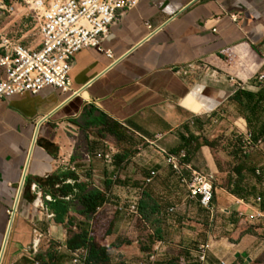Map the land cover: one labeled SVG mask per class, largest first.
<instances>
[{
    "label": "crops",
    "instance_id": "0c3cea01",
    "mask_svg": "<svg viewBox=\"0 0 264 264\" xmlns=\"http://www.w3.org/2000/svg\"><path fill=\"white\" fill-rule=\"evenodd\" d=\"M30 19L21 0H0V36L33 45ZM192 64L206 70L185 75ZM263 67L264 0H142L101 49L75 53L68 91L0 100V264H72L67 242L82 228L106 248L107 264H198L201 244L206 264H264V144L242 149L248 133L264 141ZM109 149L113 167L85 163ZM158 149L186 152L187 179L214 176L215 213L189 198ZM151 171L138 218L79 212L75 184L92 188L96 178L117 204L121 187H139ZM66 185L74 193L52 194ZM40 194L71 204L63 223L54 201L37 209ZM35 229L45 239L33 258Z\"/></svg>",
    "mask_w": 264,
    "mask_h": 264
},
{
    "label": "built area",
    "instance_id": "2783aa9c",
    "mask_svg": "<svg viewBox=\"0 0 264 264\" xmlns=\"http://www.w3.org/2000/svg\"><path fill=\"white\" fill-rule=\"evenodd\" d=\"M142 0H21L28 15L37 23L39 41L36 45H24L8 36H0V67L5 70V79L0 81V100H6L16 95H36L45 88L53 87L64 92L71 87L70 72L76 52L89 47L101 49V44L108 38L112 26L128 11L136 8ZM237 21V16H232ZM110 54V51H108ZM195 64L189 65L184 71L188 74L195 70ZM257 80L264 82V67L256 73ZM236 84L244 88L243 82ZM263 140L255 141L252 133L243 136L242 149L261 147ZM159 154L172 166L180 176V182L187 191L189 198L197 200L199 205L213 214L216 212L213 204L215 178L211 174L199 171L191 172L190 178H185L181 171L182 160L186 152L181 150L178 155L158 149ZM94 160L101 161L107 167L115 164L114 149L86 154L84 161L91 164ZM261 170H258V174ZM156 172L151 171L139 187H121L124 197L120 203L113 204L110 195L105 192L96 179L90 186L105 195L106 201L90 216H113L122 214L127 219L139 217V201L142 193L153 182ZM121 179L114 173L110 180L117 184ZM120 188V185H116ZM53 202L50 195L40 194L34 204L37 209L46 210L44 202ZM260 201V198H259ZM243 216V214H241ZM52 217V215H49ZM75 229V228H74ZM45 239L44 233L35 229V239L29 254L33 258L41 251ZM161 244L153 247L149 261L155 262L160 254ZM208 246H199L198 264H206ZM88 248H79L73 252L72 264H86ZM37 264H39L37 262Z\"/></svg>",
    "mask_w": 264,
    "mask_h": 264
},
{
    "label": "trees",
    "instance_id": "16d2710c",
    "mask_svg": "<svg viewBox=\"0 0 264 264\" xmlns=\"http://www.w3.org/2000/svg\"><path fill=\"white\" fill-rule=\"evenodd\" d=\"M52 187L54 188V185ZM74 187L78 190V193L74 195L76 201L81 207L79 212L85 216H90L95 213L97 208L103 205L106 201L105 195L94 188H90L84 184H75ZM69 193H74L73 187L66 185L61 188L59 187L57 192H53L52 194H59L60 196L65 197ZM55 197H57V195ZM70 206V203L60 200L59 197L54 199V202L50 204V207L55 214L56 222H64V218ZM67 246L71 250L88 248L86 264H107L109 261L106 248L98 244L84 228L68 240ZM168 264H175V261L169 262Z\"/></svg>",
    "mask_w": 264,
    "mask_h": 264
},
{
    "label": "rangeland",
    "instance_id": "374dc122",
    "mask_svg": "<svg viewBox=\"0 0 264 264\" xmlns=\"http://www.w3.org/2000/svg\"><path fill=\"white\" fill-rule=\"evenodd\" d=\"M30 21H31V25H32L31 29L33 31V34H32L33 37L31 38V41L33 42L32 43L33 45H36L39 41L38 32H37V23L33 19H30ZM193 69H195L196 72L201 73L204 70H206V67L202 64H195V68H193Z\"/></svg>",
    "mask_w": 264,
    "mask_h": 264
},
{
    "label": "water",
    "instance_id": "95a60500",
    "mask_svg": "<svg viewBox=\"0 0 264 264\" xmlns=\"http://www.w3.org/2000/svg\"><path fill=\"white\" fill-rule=\"evenodd\" d=\"M6 243H7V240H6V242H5V245H6Z\"/></svg>",
    "mask_w": 264,
    "mask_h": 264
}]
</instances>
